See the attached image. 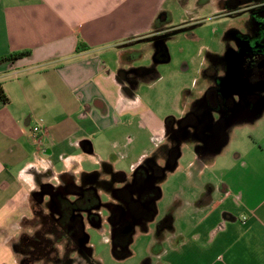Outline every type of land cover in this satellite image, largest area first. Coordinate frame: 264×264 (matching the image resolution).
I'll use <instances>...</instances> for the list:
<instances>
[{
  "label": "crops",
  "instance_id": "1",
  "mask_svg": "<svg viewBox=\"0 0 264 264\" xmlns=\"http://www.w3.org/2000/svg\"><path fill=\"white\" fill-rule=\"evenodd\" d=\"M242 1L0 0V59L29 52L14 62L0 61V89L7 98L0 99V248L7 249L21 221L32 218L31 197L43 184L93 187L87 178L92 173L109 183L115 173L130 180L143 164L170 162L151 220L132 234L151 236L141 264H264V109L230 122L225 139L210 151L200 150L201 140L189 135L174 151L166 124L180 121L193 101L181 97L180 115L168 116L138 93L139 84L154 85L161 77L152 75L158 64L152 37L163 33L153 30L159 13L171 17L175 5L187 13L232 18L228 6ZM254 1L247 7L264 4ZM142 57H151L152 65L141 66ZM246 126L249 162L241 151H226L230 130ZM189 144L194 154L187 153L180 167L182 147ZM233 169L247 175L235 187L225 180ZM28 175L38 190H31ZM169 182L173 192L165 200ZM120 183L98 188L99 197L110 199ZM48 203L45 197L51 211ZM130 255L123 251L117 259ZM0 264L15 262L2 256Z\"/></svg>",
  "mask_w": 264,
  "mask_h": 264
},
{
  "label": "rangeland",
  "instance_id": "2",
  "mask_svg": "<svg viewBox=\"0 0 264 264\" xmlns=\"http://www.w3.org/2000/svg\"><path fill=\"white\" fill-rule=\"evenodd\" d=\"M169 11L172 18L170 30H176L174 35L165 40L169 60L166 63L155 65L153 70L155 72L152 75H160L161 77L154 85L153 83L139 84L138 93L142 100L153 103V106L159 110L162 109L163 113L168 114V116L177 117L180 115V111L183 110L181 97L193 101L188 107V111L197 110L198 103L203 95L206 94L210 87L216 86L217 77L213 74L212 70L221 76L226 75L224 69L227 65L228 47H236V43L231 38V34L226 32V28L231 26L240 29L239 32L241 33L246 32L249 34L253 30L249 13H245V15H241L240 17L229 18L222 15L214 16L212 13L206 12L204 14L195 11L187 13L175 5L171 6ZM244 16L245 18L241 19ZM152 63L151 57L144 60L142 57L139 64L147 66L152 65ZM211 116L214 117L216 114L211 112ZM247 127H234L230 130L232 142L229 144L230 146L226 147V151L229 155L236 152L235 150L241 151L249 162L252 156H245L246 152L250 150V142L248 140L251 133L246 129ZM182 151H184V154L179 162L180 167L186 165L190 155L192 157L194 147L191 144L188 146L184 145ZM187 153L190 154L189 157ZM224 163L225 167H229L228 162ZM239 165L241 166V163ZM240 171L233 169L226 176L225 180L229 181L233 187L237 186L239 180L243 177L247 178V175L244 176V172ZM169 184L170 182L164 185L165 200H168L173 192L172 188H169ZM100 195L102 206L97 212L100 216L99 228H95L88 221H85V232L89 238L90 258L86 260L81 255H79L80 257L77 256V258L73 256L76 258L74 264H141L147 256L146 246L151 236L141 235L140 233L134 235L126 249L129 253L131 251V255L125 259H117V254L119 255L123 251L117 250L112 244V231L108 222L109 214L108 209L105 207V204L110 199L107 198L105 193H100ZM162 205L163 202L160 206L161 208L163 207ZM22 232L31 234L32 230L29 226H24V228L20 229L18 235H13L14 239L12 241L17 240ZM2 241L4 242L0 237V242ZM6 245L7 249L0 248V258L5 256L6 261H8V257L10 256L12 262L17 264L11 244L6 243ZM5 250H7L6 253ZM63 252L60 246L58 264H61ZM70 254L68 256H71Z\"/></svg>",
  "mask_w": 264,
  "mask_h": 264
},
{
  "label": "flooded vegetation",
  "instance_id": "3",
  "mask_svg": "<svg viewBox=\"0 0 264 264\" xmlns=\"http://www.w3.org/2000/svg\"><path fill=\"white\" fill-rule=\"evenodd\" d=\"M253 2L256 1L243 0L228 6L234 9L229 13L232 18L249 13L253 31L251 34L241 33L240 29L235 28L229 33L236 47H228L227 65L224 69L226 75L218 74L220 77H217V72L212 70L217 77L216 86L203 95L198 109L187 111L180 121L167 122L172 150L178 151L181 141L189 135L201 140L198 145L200 150L210 151L225 139L230 122L251 119L264 109V4L247 7L253 5ZM211 112L216 116H211ZM212 119L215 121L212 122ZM187 127L194 129L191 135L187 132ZM207 129L208 133H204ZM168 164L170 162H166L165 166ZM165 166L160 167L153 162L145 164L142 170L134 171L130 180H123L121 187L111 192V198L105 207L108 209V222L117 250H126L135 228L151 220L152 203L159 197L158 184L163 178ZM164 222L161 221L157 227ZM68 255L61 259V264H74L79 255L86 260L90 258L85 250Z\"/></svg>",
  "mask_w": 264,
  "mask_h": 264
},
{
  "label": "trees",
  "instance_id": "4",
  "mask_svg": "<svg viewBox=\"0 0 264 264\" xmlns=\"http://www.w3.org/2000/svg\"><path fill=\"white\" fill-rule=\"evenodd\" d=\"M170 23L171 17L166 12L159 13L154 21V32H163L152 37L156 42L153 57L155 63L169 59L165 40L176 33V30H170ZM77 49H86V46L79 45ZM28 55L27 51L14 52L0 61L14 62ZM0 99L7 102L1 89ZM143 165L136 170H142ZM87 178L93 179L95 186L83 187L67 184L54 188L50 184H43L39 191L33 194L31 197L33 216L31 219H23L20 223V229L27 225L32 233L22 232L17 240L10 243L18 264H58L60 246L64 251L63 257L67 253L81 250L87 251V254L90 253L85 221L95 228L100 226V216L97 211L101 207V201L97 190L98 188L111 190L112 187L108 188V186L122 182L125 177L121 173H115L109 183L100 181L98 173L89 174ZM45 197H49L48 205L52 208L51 211H47L43 205Z\"/></svg>",
  "mask_w": 264,
  "mask_h": 264
},
{
  "label": "clouds",
  "instance_id": "5",
  "mask_svg": "<svg viewBox=\"0 0 264 264\" xmlns=\"http://www.w3.org/2000/svg\"><path fill=\"white\" fill-rule=\"evenodd\" d=\"M25 171L26 169L22 170V172L20 173V176H22ZM25 178L28 181L29 187L31 188V190H38V186L34 183V177H32L31 175H28Z\"/></svg>",
  "mask_w": 264,
  "mask_h": 264
},
{
  "label": "built area",
  "instance_id": "6",
  "mask_svg": "<svg viewBox=\"0 0 264 264\" xmlns=\"http://www.w3.org/2000/svg\"><path fill=\"white\" fill-rule=\"evenodd\" d=\"M39 132V127L38 126H34L33 127V133L37 134Z\"/></svg>",
  "mask_w": 264,
  "mask_h": 264
},
{
  "label": "water",
  "instance_id": "7",
  "mask_svg": "<svg viewBox=\"0 0 264 264\" xmlns=\"http://www.w3.org/2000/svg\"><path fill=\"white\" fill-rule=\"evenodd\" d=\"M179 31H181V30H179ZM112 234H113V231H112ZM113 241V240H112ZM89 255H90V253H89Z\"/></svg>",
  "mask_w": 264,
  "mask_h": 264
}]
</instances>
